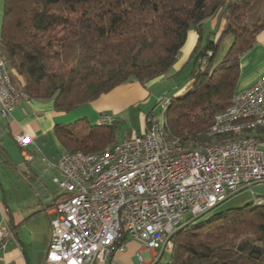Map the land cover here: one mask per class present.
Returning <instances> with one entry per match:
<instances>
[{
	"label": "trees",
	"instance_id": "obj_1",
	"mask_svg": "<svg viewBox=\"0 0 264 264\" xmlns=\"http://www.w3.org/2000/svg\"><path fill=\"white\" fill-rule=\"evenodd\" d=\"M209 19L217 24L204 42ZM263 29L264 0H5L0 57L26 99L70 112L118 86L166 75L194 31L191 78L164 112L166 133L191 150L210 143L205 133L230 105L239 60ZM226 37L232 43L219 59ZM200 59L203 72L196 71ZM114 127L80 120L56 127L55 136L64 154L97 153L116 144ZM219 206L184 221L170 238L171 250L152 264H264V203Z\"/></svg>",
	"mask_w": 264,
	"mask_h": 264
},
{
	"label": "built area",
	"instance_id": "obj_2",
	"mask_svg": "<svg viewBox=\"0 0 264 264\" xmlns=\"http://www.w3.org/2000/svg\"><path fill=\"white\" fill-rule=\"evenodd\" d=\"M201 65L204 59L198 60L196 71ZM0 67L9 78L6 66ZM24 99L20 91L10 95L0 78V117L10 116ZM245 116L264 119V76L238 93L232 112L213 118L231 122ZM100 122L110 119L104 116ZM31 142L26 132L14 136L23 152ZM97 153L101 161L66 162L61 156L55 165L58 176L52 182L58 193L46 211L50 238L44 264H120L115 253L125 251L129 242L139 247L133 256L136 264H145L142 250L151 254L152 264L169 250L168 233L183 218H199L231 195L264 185V141L203 148L181 159L163 141L158 119L151 114L140 134ZM25 157L33 160L32 155ZM111 161H118V168H111ZM96 166H103V174H96ZM260 201L264 198L255 200ZM7 236L12 233L0 228V238Z\"/></svg>",
	"mask_w": 264,
	"mask_h": 264
},
{
	"label": "crops",
	"instance_id": "obj_3",
	"mask_svg": "<svg viewBox=\"0 0 264 264\" xmlns=\"http://www.w3.org/2000/svg\"><path fill=\"white\" fill-rule=\"evenodd\" d=\"M211 20H215L214 27L216 19ZM197 37L190 31L171 70L145 85L130 82L118 86L70 112L55 111L52 101L24 99L10 116L0 117V228L12 233L0 238V264H44L50 238L46 211L51 210L52 198L58 193L52 179L58 176L55 165L64 154L56 140V127H67L80 120L98 126L104 116L115 123L127 109L133 108L141 115L140 134L156 100L168 92L174 91L173 97L184 93L188 82L178 89L176 78L192 65L189 57ZM263 76L264 29L239 60L234 93L243 92ZM21 132L32 139L25 152L14 143V136ZM27 154L33 156L32 161H26ZM138 249L137 244L129 242L125 251L115 253V258L120 264H136L133 256Z\"/></svg>",
	"mask_w": 264,
	"mask_h": 264
},
{
	"label": "bare ground",
	"instance_id": "obj_4",
	"mask_svg": "<svg viewBox=\"0 0 264 264\" xmlns=\"http://www.w3.org/2000/svg\"><path fill=\"white\" fill-rule=\"evenodd\" d=\"M0 66H6L5 62L0 57ZM205 65H201L199 72L204 71ZM7 69V66H6ZM8 71V69H7ZM0 78H2V86H5L6 91L10 95H18V90H16L12 85L9 78H5V68L0 67ZM238 94H235L230 102V105L224 110V112H232V107L236 105V99ZM169 98L164 97L161 104L162 114L166 111L170 103ZM160 118V117H158ZM109 125L110 122H100L98 125ZM162 124V122H161ZM158 119V128L161 134V138L165 143H167L168 148L171 150H178L179 157L181 159H190L193 157V151L202 150H212V148L229 145L239 142H251L255 138V141H264V134L260 133L264 130V119L254 121L253 116L234 117L231 122H220L217 118H213L211 126L205 133L206 138L210 139V143L199 145L191 150H187L183 147L182 142L179 138L166 133L165 124L161 125ZM119 143H116L105 149H114ZM62 157L66 162H81L90 163L92 161H101V153H89L82 154L68 153L63 154ZM111 168H118V161H111ZM96 174H103V166H96ZM260 201L258 204H262ZM184 223V222H183ZM182 222L177 224L176 227L170 230L168 233V245L171 250V236L178 230Z\"/></svg>",
	"mask_w": 264,
	"mask_h": 264
},
{
	"label": "rangeland",
	"instance_id": "obj_5",
	"mask_svg": "<svg viewBox=\"0 0 264 264\" xmlns=\"http://www.w3.org/2000/svg\"><path fill=\"white\" fill-rule=\"evenodd\" d=\"M4 1L5 0H0V31H1ZM214 21H213V23H211L212 20L209 19L203 23L202 31H203L204 42L207 39V37L212 38V34L209 33V30H211V32L214 33V29L216 27L217 20H216L215 26L213 27ZM231 43H232V38L226 37L223 39L221 46H220L219 54H218L219 59H221L225 55V53L227 52ZM205 69H206V64H205L204 70ZM192 71H193V67H192V65H190L188 67V69H185L181 75L177 76L176 81L179 82V84H180L178 89L180 87H184V85L189 81V79L191 78ZM9 78L11 81V85L16 90L21 91L22 88H21V83H20L19 79L16 76H14L12 73H9ZM185 91H186V86H185ZM173 93H174V91L168 92L165 95V97L171 99L173 97V95H172ZM158 101H159V99L156 100V102L154 103V105L152 106L150 111H151V115L154 116L155 119H159L160 124L162 122L161 125H163V124H165L166 118H165L164 113L162 114L161 105L158 103ZM158 117H160V118H158ZM140 121H141V115L136 109H133V108L127 109L121 115L119 120H117L114 123L115 124L114 135H113L111 142L112 143H117V142L119 143V142L131 137L132 135H134V133L138 134L140 132ZM258 198H264V185H262V184L261 185H254L250 188H246V189L239 191L235 195H231L230 198L225 200V202H223L219 206L218 210L222 211V210L231 209V208H241L244 206L252 207V205L255 206L257 204V202H255V200ZM262 202L264 203V201H262ZM185 219L186 218H183L182 223L185 221ZM168 256H169L168 254H164L162 260L166 261L168 259ZM142 258H143V261L145 264L152 260V257L147 250L142 252Z\"/></svg>",
	"mask_w": 264,
	"mask_h": 264
},
{
	"label": "water",
	"instance_id": "obj_6",
	"mask_svg": "<svg viewBox=\"0 0 264 264\" xmlns=\"http://www.w3.org/2000/svg\"><path fill=\"white\" fill-rule=\"evenodd\" d=\"M234 195H235V194H234ZM230 197H231V196H230ZM230 197H229V198H230ZM227 199H228V198H227ZM227 199H226V200H227ZM223 202H225V200H224ZM223 202L217 204V205H216L214 208H212L210 211H212L213 209H215L216 207H218L219 205H221ZM210 211H209V212H210ZM209 212H207L206 214H208ZM206 214H204L203 216H205ZM203 216H200L199 218H201V217H203ZM162 254H163V251L161 252V255H162ZM161 255H160V256H161Z\"/></svg>",
	"mask_w": 264,
	"mask_h": 264
}]
</instances>
